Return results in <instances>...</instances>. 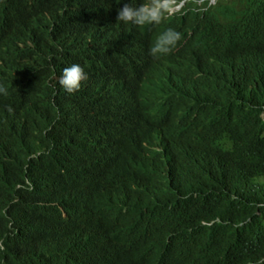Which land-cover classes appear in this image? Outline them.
<instances>
[{
  "label": "trees",
  "instance_id": "16d2710c",
  "mask_svg": "<svg viewBox=\"0 0 264 264\" xmlns=\"http://www.w3.org/2000/svg\"><path fill=\"white\" fill-rule=\"evenodd\" d=\"M141 1L0 0V264H264V0Z\"/></svg>",
  "mask_w": 264,
  "mask_h": 264
},
{
  "label": "clouds",
  "instance_id": "9594fccd",
  "mask_svg": "<svg viewBox=\"0 0 264 264\" xmlns=\"http://www.w3.org/2000/svg\"><path fill=\"white\" fill-rule=\"evenodd\" d=\"M220 1L229 0H142L139 3H124L116 8V19L117 22H122L126 25L131 24L139 28L158 26L167 17L184 15L189 5H193V9L198 10L204 3H208V6H213ZM181 38V33L172 28H167L156 37L154 44L149 49V54L154 59L168 55ZM87 79L88 76L85 70L79 64L66 67L60 78L55 77L56 82L60 84L67 95L78 94L82 82ZM0 95H7V88L3 85H0ZM8 111L11 113L13 109L9 107Z\"/></svg>",
  "mask_w": 264,
  "mask_h": 264
}]
</instances>
